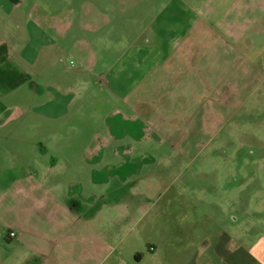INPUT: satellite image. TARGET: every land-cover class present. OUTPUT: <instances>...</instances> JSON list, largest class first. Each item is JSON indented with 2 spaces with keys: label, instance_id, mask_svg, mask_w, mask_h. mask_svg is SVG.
<instances>
[{
  "label": "rangeland",
  "instance_id": "obj_1",
  "mask_svg": "<svg viewBox=\"0 0 264 264\" xmlns=\"http://www.w3.org/2000/svg\"><path fill=\"white\" fill-rule=\"evenodd\" d=\"M173 2L149 0L127 9L115 20L124 32L110 43L112 54L102 50L100 36L94 43L100 52L93 54L82 42L63 41L66 27L44 26L34 12L13 16L9 0H0V42L10 39L14 59L37 84L1 100L0 243H20L11 255L1 248V257L43 253L45 264H198L210 255L205 241L219 232L239 236L246 249L264 234V52L219 42L214 30L225 28L196 22L191 8ZM149 22L148 36L156 41L132 47L133 34ZM204 33L209 41L199 57L192 52L189 69L166 82L162 69L146 77L160 58L168 62L176 45L189 49L191 37ZM66 68L95 74L84 78L87 85ZM129 95L138 105L125 107L121 100ZM14 107L26 114L7 121ZM126 130L132 137L122 139ZM106 132L123 142L104 149L100 160ZM94 138L95 151L87 156ZM45 145L55 153L41 155ZM92 157L94 184L88 182L93 167L85 163ZM54 158L73 167L59 170L69 177L48 198L66 201L77 187L89 201L55 207L41 222L44 231H36L28 215L32 203L22 192L13 197L11 184L29 173L39 182L41 165ZM27 226L35 232L26 234ZM12 230L19 239L10 242Z\"/></svg>",
  "mask_w": 264,
  "mask_h": 264
},
{
  "label": "crops",
  "instance_id": "obj_2",
  "mask_svg": "<svg viewBox=\"0 0 264 264\" xmlns=\"http://www.w3.org/2000/svg\"><path fill=\"white\" fill-rule=\"evenodd\" d=\"M173 1L174 0H164V3L168 6L174 4ZM191 1L193 4H190L189 0H179L181 5L187 6L194 11L195 19L198 20L196 22H203L206 25H211L212 23L218 27L225 28V32H219L217 29L214 30L216 35L220 37V39H217L219 42H230L242 52L247 51L254 54L264 52V0ZM9 2L11 4L13 16L16 11L20 14L25 13L27 16L34 12L32 16L38 19L40 24H43L44 26L52 24L55 27H66L63 37L60 38H62L63 41H67L69 39L70 45L74 42H82L83 46H85L87 50L90 49L94 54L96 51L100 52V48L98 46V50L96 48L94 49L95 40L98 36H100L102 38L101 41H103L104 44L102 50L104 49V52L106 51L105 53L110 52V54H112L111 50L113 49L111 47L112 44L110 43L117 42L116 39H121V36H118L117 34L121 35V33L124 32V30L116 29L119 24L115 23V20L122 19L127 14V9H138L141 6L148 4L149 0H9ZM151 26L152 24L149 22L147 27L144 28L138 37L133 34L135 38L133 39L134 42L132 43V47L133 45H137L138 41L150 45L156 41L155 37L148 36ZM14 28H16V26ZM22 28L25 29L22 24H17V31L19 33L26 34L27 30ZM209 36H211V34L206 33H204L201 37L197 35L192 36L189 40L191 43L189 49L185 47H178L176 45L172 54L167 58L169 59L168 62L164 64L163 60L160 58V61L158 63H154L152 66V71L149 70L147 72L146 77H152L160 69H162L164 75L166 76H163L164 79L161 81L166 82L177 73L186 71L189 69L188 65H190L189 63L192 57V52L197 53L198 57L202 55V45H205L204 43L209 41V39H207ZM124 47L125 46H123V48ZM12 49L13 45L11 44L10 39L1 40L0 106H3L1 100L15 93V90L24 87L33 88L32 84L37 87L34 74L14 59ZM63 51L64 50L62 49V52ZM171 60H173V62ZM66 70L67 71H65V73H68L71 78L74 77V81L82 80L81 82H84L85 77L93 76L95 74L91 71L89 75L78 74L76 73L77 71L74 72L71 68H66ZM259 72L264 73V70ZM79 77H82V79ZM74 81H68L69 87L73 86L74 83L72 84V82ZM84 83L89 85L86 82ZM87 88L89 87L87 86ZM158 89L160 90L159 87ZM129 97L130 95L121 100L125 107H130L133 104L138 105V103H135V101ZM12 109L16 112V114L9 116L8 119H6L7 121H18L22 115L26 114V112L19 107H14ZM124 121H127L126 117L124 118ZM106 133L107 144L104 145L102 152L99 153L100 156L98 157L100 160L104 149L111 150L112 147L119 145L120 142L118 143V141L123 142L121 139H117L115 136L111 135L110 132ZM121 137H123L122 139H126L128 137H132V134L126 130ZM95 143L94 138L92 140V144L87 147V156L92 155V150L95 151ZM42 152L55 153L54 150L50 149L47 145L44 146ZM96 158L97 157H92L91 162L85 161L88 166L93 167L92 173H90V176L88 177V182L92 184L95 183V164L97 163H95L94 160ZM72 167L73 165L71 163H62L54 158L51 164L43 162L41 165V180L39 182H37L38 180L36 181L35 175L33 176L31 173H29V175L26 174L19 181L13 180L11 184L13 188H11L10 191L16 192L12 196L16 197L17 193L22 192L25 201H30L32 203V207L29 209L28 215L34 225L37 223V225H35L36 231H44L41 222L45 220L46 214L52 212L55 207L60 206L61 208L63 203H74L73 201L76 200L79 201L82 206H84L85 203H88L89 200H84V198L80 196L82 191H80V188L77 189V187H75V189L74 187L70 189L66 201L61 202L62 199H60V197L55 199L48 198V194L51 190H57V192H59L58 190L61 188L59 185L61 186L66 184H63L61 181L66 182V179L69 177V175H67V177L64 178L59 170L63 168L72 169ZM71 182L73 181L67 183ZM71 207L74 206H67L70 210ZM27 227L28 228H23L26 229V234L35 232L32 228L29 229L30 226ZM11 232H14L16 236L10 237L9 234L8 241L13 242L14 240H18L19 233H16L13 230L9 233ZM238 239L239 236L235 240L224 235L223 231L219 232V235L214 241H205L204 248L210 252V255L207 258H203L202 262H199L198 264H264V252L262 254L259 253V250L264 247V234L260 237V239L254 241L248 249H246L245 246L239 242L240 239ZM13 244L14 243H0V249L5 248L12 250L16 249L15 247L20 245V243L15 246ZM11 245L12 248L10 247ZM11 250H9V255L13 253V250ZM9 255L4 257L0 256V264H45L44 261L46 255L43 253L34 255V259L28 258L27 255H23L22 258H12L9 257Z\"/></svg>",
  "mask_w": 264,
  "mask_h": 264
},
{
  "label": "built area",
  "instance_id": "obj_3",
  "mask_svg": "<svg viewBox=\"0 0 264 264\" xmlns=\"http://www.w3.org/2000/svg\"><path fill=\"white\" fill-rule=\"evenodd\" d=\"M72 65H73V63H72ZM15 236H16V234L14 232L10 233V237H15Z\"/></svg>",
  "mask_w": 264,
  "mask_h": 264
},
{
  "label": "flooded vegetation",
  "instance_id": "obj_4",
  "mask_svg": "<svg viewBox=\"0 0 264 264\" xmlns=\"http://www.w3.org/2000/svg\"><path fill=\"white\" fill-rule=\"evenodd\" d=\"M42 153H43V152H41V155H43V154H44V153H43V154H42ZM19 180H21V179H19ZM19 180H18V181H19Z\"/></svg>",
  "mask_w": 264,
  "mask_h": 264
}]
</instances>
